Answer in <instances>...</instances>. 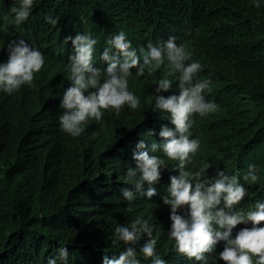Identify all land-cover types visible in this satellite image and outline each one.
I'll return each instance as SVG.
<instances>
[{
  "label": "trees",
  "instance_id": "trees-1",
  "mask_svg": "<svg viewBox=\"0 0 264 264\" xmlns=\"http://www.w3.org/2000/svg\"><path fill=\"white\" fill-rule=\"evenodd\" d=\"M258 2L259 8L253 0H34L28 19L17 25L10 9L20 0H0V63L7 62V43L20 39L45 57L32 86L12 95L0 92V264H47L61 247L68 248L67 264H102L104 255L118 257L126 247L113 243L116 227L138 219L154 225L156 252L166 264H197L178 254L168 235L170 208L162 198L170 177L179 174L178 161L155 153L167 167L154 197L137 194L130 202L121 192L134 190L126 172L135 167L137 144L144 140L149 150L153 141L163 143L162 126L174 129L168 114L154 106L157 81L168 69L143 76L133 69L129 90L140 98V107H125L120 115L107 110L101 122L87 121L73 138L60 130L58 118L63 92L71 86L67 64L73 48L64 39L77 34L98 41L94 63L101 70L106 65L99 55L108 38L121 31L138 53L170 36L185 44L192 61L203 66L196 80H211L206 99L219 106L213 114L193 117L191 138L200 141V149L185 170L201 171L209 164L207 180L219 171L237 175L247 195L235 211L246 213L264 203V0ZM47 17L58 19L57 25ZM171 79L173 87L164 96L179 94L178 74ZM149 130L151 137L145 135ZM249 165L259 170L255 184L243 180ZM178 214L187 218V206ZM237 233L236 226L230 238ZM145 242L142 237L137 250ZM223 246L220 241L206 254L208 264H223ZM138 259L152 264L142 254Z\"/></svg>",
  "mask_w": 264,
  "mask_h": 264
},
{
  "label": "clouds",
  "instance_id": "clouds-1",
  "mask_svg": "<svg viewBox=\"0 0 264 264\" xmlns=\"http://www.w3.org/2000/svg\"><path fill=\"white\" fill-rule=\"evenodd\" d=\"M254 7L259 8L258 0H253ZM34 6V0H20L19 6L12 7L14 22L24 23ZM54 27L58 19L46 18ZM65 43L71 41L73 54L68 57L70 87L62 95L59 107L60 130L75 138L83 131V125L89 120L101 122L104 112L113 110L116 115L127 107L136 110L140 107V98L129 90V78L136 70V76L145 72L155 75L161 68L168 69L166 76L158 79L154 92L155 109L167 113L170 123L161 127L159 137L163 143L153 141L149 150L144 140L137 144L134 153L135 167H129L126 178L133 189H122V196L133 201L136 195L147 199L157 192L154 185L161 179L166 166L165 159L178 161L175 169L178 175L170 177L168 195L162 198L163 204L169 206L171 229L169 238L174 241L178 254L187 257L197 264H208L206 254L211 253L216 244L224 242L219 260L223 264H264V227L256 225L264 222V203L257 202L254 210L246 213L233 211L246 195V188L240 184L237 175L229 177L224 171L217 172L214 180L205 179V171L211 167L206 164L201 171H186V165L192 163L200 149V141L191 138L190 129L196 123L194 116L204 117L219 110V106L206 99L205 91H210L211 80L197 81L202 71L199 62L192 61V53L185 44H177L176 37L170 36L159 44L147 45L146 50L138 53L121 31L109 37L107 46L99 55L100 62L106 65L101 70L94 63L98 41L87 33L77 34L74 38L65 37ZM8 59L0 63V92L12 95L21 86H32L35 74L39 73L45 57L38 49L30 47L24 40L8 42L6 45ZM178 74V95L164 96L173 87L171 77ZM151 137L154 133H145ZM258 168L249 165L243 180L255 184L259 179ZM222 205V206H221ZM187 206L188 216L178 214V210ZM251 222V228H242L230 238L232 229L237 225ZM154 225L147 220H135L129 226H118L115 229L113 243L123 242L126 246L118 257H102V264H140L138 255L151 259L152 264H166L156 252L157 240L153 237ZM142 237L146 242L136 245ZM69 251L61 247L57 254L50 257L47 264H67ZM253 258H256L255 261Z\"/></svg>",
  "mask_w": 264,
  "mask_h": 264
},
{
  "label": "rangeland",
  "instance_id": "rangeland-1",
  "mask_svg": "<svg viewBox=\"0 0 264 264\" xmlns=\"http://www.w3.org/2000/svg\"><path fill=\"white\" fill-rule=\"evenodd\" d=\"M208 180H212V178H210V179H208ZM221 206H222V205H221ZM233 211H235V210L233 209ZM236 211H240V208H238ZM245 224L252 225L251 222H248V223H245ZM252 226H253V225H252ZM242 228H245V225H244V224L237 225L238 232H239Z\"/></svg>",
  "mask_w": 264,
  "mask_h": 264
}]
</instances>
